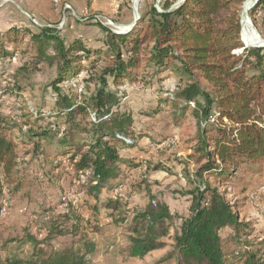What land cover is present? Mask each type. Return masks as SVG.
Masks as SVG:
<instances>
[{"label":"trees","instance_id":"16d2710c","mask_svg":"<svg viewBox=\"0 0 264 264\" xmlns=\"http://www.w3.org/2000/svg\"><path fill=\"white\" fill-rule=\"evenodd\" d=\"M173 1L165 0L162 11L154 6L144 9L125 33L93 22L104 32L100 38L104 46L84 43L79 37L66 41L55 27L47 25H12L0 31L3 60L10 58L23 38L29 36L27 48L34 47L40 57L50 62L53 57L59 61L51 83L55 100L48 108L35 106V111H30L33 127L17 131V120L0 112V197L6 185L14 184L13 192L23 185L16 179L20 144L32 146L33 154L42 151L46 157L66 156L78 171L90 170L95 181L91 190L96 195L118 176L119 163L139 165L140 161L125 149L140 147L138 141L148 140L149 134L134 129L132 114L121 109L120 98L110 87L124 80L138 82L135 70L140 67L141 55L158 67L157 73L170 65L177 73L176 92L164 103L170 102L169 113L175 124L188 114L194 120L193 150L204 160L196 174L210 172L225 182L241 177L237 175L240 166H244L242 171L263 166L264 46L245 47L240 40L241 0H185L170 9ZM7 44H12L14 50L8 51ZM46 49L54 54L49 55ZM84 59L89 72H94L101 61H107V65L95 79L92 73L88 76L87 81L94 82L93 88L79 101L59 84L68 77L75 78L84 67ZM89 110L95 113V120L84 124ZM154 168L167 169L163 165ZM104 206L113 215L121 212L122 202L119 197L109 196ZM57 216L46 222L42 237L27 234L20 239L31 245L29 255H8L0 258V264H87L86 256L95 248L88 239L83 240V249H48L52 240L68 234L66 225L73 219L67 212ZM172 219L166 203L147 204L133 219L129 255L143 258L163 249V240L171 237L168 259L175 264H233L220 230L229 227L239 234L244 225L222 192L208 186L199 189L180 225H173ZM77 226L73 223L72 229ZM243 252L244 264H263L251 251ZM244 253L236 252L238 256Z\"/></svg>","mask_w":264,"mask_h":264},{"label":"rangeland","instance_id":"374dc122","mask_svg":"<svg viewBox=\"0 0 264 264\" xmlns=\"http://www.w3.org/2000/svg\"><path fill=\"white\" fill-rule=\"evenodd\" d=\"M164 1L139 0L136 8L139 18L144 9L151 6L162 11ZM178 1L174 0L170 9L177 8L173 6ZM247 1L241 0L239 6L241 29L242 11ZM258 1V7L253 10ZM247 15L264 39V0H256ZM134 18L133 0H0V31L12 25H47L55 27L66 41L79 37L82 42L94 46H104L99 39L104 32L93 22L114 32L119 26L120 31L125 30ZM242 37L240 32L241 41ZM28 39L29 36L23 38L15 50L12 44H7L6 49L14 52L10 58H0V112L16 119L20 132H25L34 120L30 111H35V106H52L55 93L51 83L59 64L58 59L53 57L50 62L40 57L34 47L27 48ZM243 45L255 47L248 43ZM46 51L54 54L50 49ZM142 57L140 67L135 70L138 82L124 80L119 86L110 87L120 98L121 109L132 114L134 129L149 134L145 144L142 145L143 139L138 141L141 148L127 150L140 161L139 165L128 167L119 163L118 176L96 195L91 190L95 181L90 170L78 171L66 156L51 154L46 157L42 151L33 154L32 146L20 144L16 179L23 185L17 192L12 191L14 184L6 185L0 197V258L29 255L31 245L20 239L27 234L42 237L46 222L67 212L73 216L66 225L68 234L52 240L48 249H83V240L88 239L95 248L87 254V264H175L168 259L173 244L171 237L163 240L166 243L163 249L143 258L129 255L133 219L151 201L164 202L173 214V225L179 226L190 212L193 195L208 186L223 193L244 225L239 234L229 227L220 230L228 259L233 264H244L246 254L243 251H251L264 264V163L254 170L242 171L244 166H240L237 175L241 177L225 182L210 172L203 176L196 174L204 160L193 150L196 143L194 120L188 114L185 120L175 124L169 113L170 102L164 103V99L170 101L176 92L177 73L172 65L157 73L158 67ZM86 63L84 59V67L75 78L68 77L59 84L79 101L93 88L94 82L87 81L88 76L93 74L95 79L100 69L107 65V61H101L94 72H89ZM157 108L159 110L154 112ZM91 113L93 111L89 110L84 124L92 122ZM156 165L168 170L154 168ZM109 196L121 199L120 213L116 211L112 215L104 206ZM73 223L78 225L74 230ZM238 251L244 254L238 256Z\"/></svg>","mask_w":264,"mask_h":264},{"label":"bare ground","instance_id":"6f19581e","mask_svg":"<svg viewBox=\"0 0 264 264\" xmlns=\"http://www.w3.org/2000/svg\"><path fill=\"white\" fill-rule=\"evenodd\" d=\"M138 1L139 0H133L134 9L137 8ZM252 2H253V0L247 1L243 7L242 20H241L242 36H243V39L246 43L256 44V43L260 42V37L258 36V31L256 30V28L254 26H252L253 25V24H251L252 21H251V19L249 20L250 17L248 18V15H247V11L252 6ZM126 28H128V27H125L124 29H126ZM117 29L120 31L119 27H117Z\"/></svg>","mask_w":264,"mask_h":264},{"label":"water","instance_id":"95a60500","mask_svg":"<svg viewBox=\"0 0 264 264\" xmlns=\"http://www.w3.org/2000/svg\"><path fill=\"white\" fill-rule=\"evenodd\" d=\"M185 0H179L177 3H175L174 4V6L173 7H178L182 2H184ZM256 2V0H253V2H252V4H254ZM134 8V7H133ZM135 18H134V20L130 23V24H128L126 27H128V28H126L125 30H122V31H119V30H117V31H114V32H116V33H124V32H127V31H129L134 25H135V23H136V20H137V18H139V13H137V10L135 9ZM120 27V26H119ZM241 33H242V29H241ZM258 36L260 37V42L259 43H256V44H252L253 46H256V47H258V46H264V39L262 38V36L259 34V32H258ZM242 42L243 43H245L246 44V42L244 41V39H243V37H242ZM249 44V43H248ZM249 45H251V44H249Z\"/></svg>","mask_w":264,"mask_h":264},{"label":"crops","instance_id":"0c3cea01","mask_svg":"<svg viewBox=\"0 0 264 264\" xmlns=\"http://www.w3.org/2000/svg\"><path fill=\"white\" fill-rule=\"evenodd\" d=\"M37 15V14H36ZM35 15V16H36ZM37 17H39V16H37ZM42 20V19H41ZM102 36H104V35H102ZM102 36H101V38H102ZM99 37H97V39H98ZM100 39V38H99ZM153 116H156V114H153ZM145 140H147L146 138L144 139V140H142L141 142L143 143V144H145ZM132 149H135V148H132ZM126 151L128 150V149H125ZM140 153L142 152V151H139ZM48 157V156H47ZM50 157V156H49ZM128 169V168H127Z\"/></svg>","mask_w":264,"mask_h":264},{"label":"built area","instance_id":"2783aa9c","mask_svg":"<svg viewBox=\"0 0 264 264\" xmlns=\"http://www.w3.org/2000/svg\"><path fill=\"white\" fill-rule=\"evenodd\" d=\"M34 22H36L35 20H33ZM91 118H92V120H95V113L93 112V113H91ZM118 194L119 193H117L115 196H118ZM152 203L155 205L156 203H155V201H152Z\"/></svg>","mask_w":264,"mask_h":264}]
</instances>
